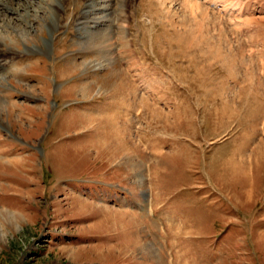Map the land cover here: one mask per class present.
<instances>
[{
  "label": "rangeland",
  "instance_id": "374dc122",
  "mask_svg": "<svg viewBox=\"0 0 264 264\" xmlns=\"http://www.w3.org/2000/svg\"><path fill=\"white\" fill-rule=\"evenodd\" d=\"M8 1L0 264H264V0Z\"/></svg>",
  "mask_w": 264,
  "mask_h": 264
},
{
  "label": "bare ground",
  "instance_id": "6f19581e",
  "mask_svg": "<svg viewBox=\"0 0 264 264\" xmlns=\"http://www.w3.org/2000/svg\"><path fill=\"white\" fill-rule=\"evenodd\" d=\"M10 2L11 1H14V0H9ZM9 1H8V3H9ZM96 1V0H95ZM111 2H113L114 1V4H120L121 2H123V1H125L126 2V0H110ZM198 2H204L205 4H207L208 6H212V7H217V6H221V8L223 7V5H222V3H224V1L223 0H184V3H185V5H187L188 7L189 6H191V9H193L192 8V6H197L198 4L197 3ZM10 4V3H9ZM91 4H93V0H91ZM97 4V3H96ZM100 4V3H99ZM87 5V4H86ZM90 8V7H89ZM226 9H224V11H225ZM93 11V10H92ZM107 11V10H106ZM122 12H124V11H122ZM121 12V13H122ZM105 13V12H104ZM110 13V12H109ZM126 13V12H125ZM86 14V13H85ZM84 13L82 14L83 16L85 15ZM107 15V14H106ZM115 15V14H114ZM122 15V14H121ZM102 18V17H101ZM104 18V17H103ZM103 18H102V20H103ZM123 18V17H122ZM109 20H110V17H109ZM114 20V19H113ZM100 21V20H99ZM105 21V20H104ZM104 21H101L102 23L104 22ZM108 21V20H107ZM128 20H126L125 22H127ZM94 22V21H93ZM106 24H107V22H106ZM127 24H128V22H127ZM99 28V27H98ZM106 28H107V26H106ZM97 29V28H96ZM95 31V30H94ZM100 32V34H102V35H104V27H102V29L101 30H99ZM106 31H107V29H106ZM108 34V33H107ZM103 42H104V37H103Z\"/></svg>",
  "mask_w": 264,
  "mask_h": 264
}]
</instances>
